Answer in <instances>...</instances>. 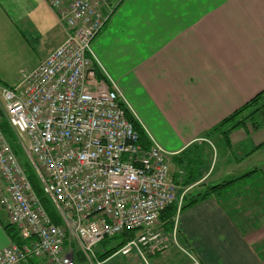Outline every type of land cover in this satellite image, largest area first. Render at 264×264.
I'll return each instance as SVG.
<instances>
[{
	"label": "crops",
	"instance_id": "crops-1",
	"mask_svg": "<svg viewBox=\"0 0 264 264\" xmlns=\"http://www.w3.org/2000/svg\"><path fill=\"white\" fill-rule=\"evenodd\" d=\"M102 11L110 17L92 42L99 69L117 86L150 141L172 154L170 177L178 195L186 187L177 183L182 174L177 162L193 153L209 152L211 158L219 150L188 192L256 170L231 185L226 197L213 195L180 212V243L202 264H264V220H252L248 205L253 200L264 209V117L256 128L247 122L234 129L228 140L204 138L264 90V0H123L112 14L108 5ZM65 37L47 0H0V62L23 48L46 47L33 69ZM2 222L0 251L11 242ZM166 251L149 255L151 264L189 263L186 254ZM117 257V264L142 261L136 252L109 258Z\"/></svg>",
	"mask_w": 264,
	"mask_h": 264
},
{
	"label": "built area",
	"instance_id": "built-area-1",
	"mask_svg": "<svg viewBox=\"0 0 264 264\" xmlns=\"http://www.w3.org/2000/svg\"><path fill=\"white\" fill-rule=\"evenodd\" d=\"M63 25L65 40L18 84L0 85V208L22 243L0 251V264H78L99 243L134 232L117 251L149 255L173 243L202 264L178 236L177 217L166 233L155 227L186 188L170 177V152L151 140L145 148L127 118L131 108L101 66L92 42L107 22L104 0H47ZM101 69V68H100ZM7 122L60 216L56 224L32 187L19 156L2 130ZM23 138L26 144L23 142ZM73 238L75 242H71ZM101 264V261H97Z\"/></svg>",
	"mask_w": 264,
	"mask_h": 264
},
{
	"label": "trees",
	"instance_id": "trees-1",
	"mask_svg": "<svg viewBox=\"0 0 264 264\" xmlns=\"http://www.w3.org/2000/svg\"><path fill=\"white\" fill-rule=\"evenodd\" d=\"M104 2L105 5H108L110 11L112 10L111 12L112 14L121 5L123 0H104ZM110 11L107 12V14H110ZM109 17L110 16L107 15V21ZM96 73L99 78H102L104 76L101 70L98 68ZM2 86H9V85L2 84ZM125 113L127 118L132 122L135 130L139 135V142L145 148L149 147L151 141L148 135L146 134V132L144 131L140 122L134 117V115L130 112V110H128V108H125ZM261 117H264V90L258 93L257 95H255L247 103H245L243 106L235 110L231 115L223 119L213 128L208 130L204 135V138L210 140H216L214 138L215 136L218 135L219 137H221L222 140L224 141L225 139L228 140L231 131H233L234 129L240 126L245 125L247 122H251L253 127L256 128L259 125V123H261L260 122ZM2 130L5 136L7 137L10 145L13 147L17 155H19V150H21V147L18 143V139L16 138L14 131L11 129V127L8 125L6 121L2 124ZM210 159L211 158L209 152L206 153L205 157H203V155L193 153L188 157L182 158L181 161L177 162V164H180L179 167L182 170L181 172L182 174H178L179 177L177 178V183L182 184L186 188L195 185L203 177H205V175L209 171ZM24 167L26 173L29 176L32 187L39 196L40 200L42 201L44 207L48 211L52 220L56 224H61L62 220L58 215L52 200L48 196H46L45 193H42V190L37 186L36 180L39 177L36 174L35 169L32 167V165L28 163H26ZM254 172H256V170L249 172L248 174H245L238 178H234L232 180H225L214 185H208V186L205 185V187L199 192L186 191L183 195L182 203L180 206L178 205V202H175L162 211L159 218L161 227L166 231L169 230L171 231L175 224V218L180 212L192 207L193 205L197 204L199 201L204 200L213 195L217 196L218 198L226 197L228 193L232 191L230 189L231 185L235 184L237 181L241 179H244L245 177H247L248 175ZM2 224L8 236L10 237L11 241L20 245L22 243V239L20 238L19 232L17 231L16 227L10 222L8 223L2 222ZM135 235L136 233L134 232L132 233L126 232L121 235L115 236L113 238L107 239V240L115 239L116 245L111 247L110 249H106L104 252H99L98 254L99 258L101 260H106L115 252H117L118 249L128 239L134 237ZM76 259L77 261H82L84 258L80 253L77 252ZM30 263L36 264V260L32 258Z\"/></svg>",
	"mask_w": 264,
	"mask_h": 264
},
{
	"label": "rangeland",
	"instance_id": "rangeland-1",
	"mask_svg": "<svg viewBox=\"0 0 264 264\" xmlns=\"http://www.w3.org/2000/svg\"><path fill=\"white\" fill-rule=\"evenodd\" d=\"M104 6L105 5H103V7ZM35 42L36 41H33V43H35ZM47 43H48V40H46L45 44H47ZM46 49H47L46 47H39V46L37 47V46H35V47H31V48H23L22 50H17V54H13V55H10V56L6 55L7 60H2V62H0V85H2V84L15 85L16 83L18 84L17 81H18V79H21L22 72L24 70H26V69H31L30 68L31 65L34 64V61H36L37 57H41L40 54L45 52ZM3 57H5V55H2V58ZM23 142H24V144H26V141H25L24 138H23ZM214 144L217 147L216 141L214 142ZM216 149H215V151H216ZM217 151H218L217 154H215L214 151H213V155L211 156V159L213 158V161H214V159H218L219 150L217 149ZM18 156H19V161H20V163H21V165L23 166L24 169H25L24 166H25L26 163L32 165V162H31L28 154H26L24 152V150H22V149L19 150V155ZM32 167L34 168L33 165H32ZM213 171H214V169H213ZM210 176L211 175H207L206 179L204 181L207 182L208 180H211ZM254 179H255V177L249 178L248 182H251ZM36 183H37V186L42 190V193H44L43 185H42V182H41V180L39 178L36 180ZM181 194H182V192L180 193V195ZM252 202L253 203H250V204L248 203L249 210H251L249 212V214L251 215L252 220L253 219H260V220L263 221L264 220V209L262 210L261 207H260V209H258L257 208V204L255 203V201L252 200ZM0 218H1V220L4 223H8L7 219H6V216H5V212L1 208H0ZM155 227L161 228L160 221L156 224ZM70 241L73 242V243L75 242V240L73 238H71ZM170 244L171 245L169 246V249L171 248V250L175 251V253H177V256L178 255H179V257L184 256V253L182 251H180V249H178L175 246V244H173V243H170ZM115 245H116L115 239L114 240L103 241V242L98 244V246L96 247L95 254L93 256H90L89 258H86V257L83 256L84 259L82 261H77V262H78V264H97V261H101V264H117V262L119 261V257L114 258V259L113 258H111V259L107 258L106 260H101L99 258V255H98L99 252H104L106 249H110L111 247H113ZM172 247H175V248H172ZM169 249H167V251ZM190 251L192 252V250H190ZM164 252H162V253H164ZM146 259H147V262L142 260L140 262V264H151V262L149 261V256Z\"/></svg>",
	"mask_w": 264,
	"mask_h": 264
}]
</instances>
